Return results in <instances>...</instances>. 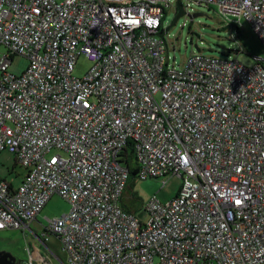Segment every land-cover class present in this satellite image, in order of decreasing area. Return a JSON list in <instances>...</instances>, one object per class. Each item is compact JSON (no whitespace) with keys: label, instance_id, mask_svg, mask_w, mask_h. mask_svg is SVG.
I'll return each mask as SVG.
<instances>
[{"label":"built area","instance_id":"1","mask_svg":"<svg viewBox=\"0 0 264 264\" xmlns=\"http://www.w3.org/2000/svg\"><path fill=\"white\" fill-rule=\"evenodd\" d=\"M177 1L0 0V153L27 168L17 187L0 178V229L29 228L58 194L71 207L40 236L69 264H264V55L172 65L167 32L148 34ZM182 1L264 44V0ZM132 171L182 185L143 221L121 204Z\"/></svg>","mask_w":264,"mask_h":264},{"label":"rangeland","instance_id":"2","mask_svg":"<svg viewBox=\"0 0 264 264\" xmlns=\"http://www.w3.org/2000/svg\"><path fill=\"white\" fill-rule=\"evenodd\" d=\"M177 6L167 10L164 22L165 28L175 20ZM167 31L169 62L172 65L184 66L188 58L197 52L218 57H238L246 65L256 62L257 56L264 55V44L252 26L242 19L239 27L226 29L225 21L217 13L216 6H195L193 11H187ZM203 13L191 19V14ZM5 48L2 46L1 50ZM176 61V62H175ZM29 65L25 55H14L11 71L22 74ZM85 56H80L75 66L74 74L83 76L90 67ZM27 168L16 162L15 156L8 152L0 153V178L14 187L22 182ZM182 185V177L170 176L163 184L161 178L139 179L134 174L130 176L121 204L124 203L136 212L143 221L148 219L146 204L156 196L161 201H167L177 195ZM70 203L56 194L47 202L43 210L26 229H0V251L11 253L19 264H28L30 255L38 249L49 264H69L68 252L63 247L62 240L55 235H48L47 245L40 241L36 234L41 235L44 226L50 218L61 215L70 209ZM35 264H43L35 259Z\"/></svg>","mask_w":264,"mask_h":264},{"label":"water","instance_id":"3","mask_svg":"<svg viewBox=\"0 0 264 264\" xmlns=\"http://www.w3.org/2000/svg\"><path fill=\"white\" fill-rule=\"evenodd\" d=\"M178 3H179V7H180V13H179V15L176 17V19L170 24V26L165 30V31H163L162 30V28H161V30L159 31V32H157V33H153V34H148V35H154V34H157V35H159L162 39H163V34L164 33H166L167 31H169V28L172 26V25H174V23L176 22V20L178 19V17H180V16H182L183 14H185V12H184V10H183V7H182V5H181V0H178ZM199 15H203V13H194V14H191L190 16H191V19L192 18H195V17H197V16H199ZM138 31V30H137ZM163 41H164V39H163ZM164 44H165V46H166V50H167V57H168V49H167V45H166V43H165V41H164ZM166 65H167V61H166ZM165 70H166V66H165V69H164V72H163V76H165ZM35 236H39L40 237V235H35ZM3 253H5V251H0V258L2 257V254ZM8 253V252H7ZM5 258L7 259V261H10L11 262V264H13V261H15L16 260V258L15 257H13L10 253H8V255L7 256H5Z\"/></svg>","mask_w":264,"mask_h":264},{"label":"flooded vegetation","instance_id":"4","mask_svg":"<svg viewBox=\"0 0 264 264\" xmlns=\"http://www.w3.org/2000/svg\"><path fill=\"white\" fill-rule=\"evenodd\" d=\"M38 235V234H37ZM37 238L40 240V241H42L43 243H45L46 245H47V242H44L43 241V238L40 236H37ZM9 253V252H8ZM8 253L7 252H5V253H3L2 254V257L0 258V264H11V262L10 261H7V259L5 258V256H7L8 255ZM11 254V253H10ZM12 255V254H11ZM13 256V255H12ZM13 257H15V256H13ZM16 258V257H15ZM13 264H19V262L17 261V258H16V260L15 261H13Z\"/></svg>","mask_w":264,"mask_h":264},{"label":"crops","instance_id":"5","mask_svg":"<svg viewBox=\"0 0 264 264\" xmlns=\"http://www.w3.org/2000/svg\"><path fill=\"white\" fill-rule=\"evenodd\" d=\"M33 257H34V264L36 263L35 262V259H38V260H40V261H42V259H44L45 260V262H47V263H49L48 261H47V259L45 258V257H43V255L40 253V251L38 250V249H35V251H33ZM68 261H69V259H68ZM43 262V261H42ZM45 262H43V264H46Z\"/></svg>","mask_w":264,"mask_h":264},{"label":"trees","instance_id":"6","mask_svg":"<svg viewBox=\"0 0 264 264\" xmlns=\"http://www.w3.org/2000/svg\"><path fill=\"white\" fill-rule=\"evenodd\" d=\"M181 5H182V7H183V1L181 0ZM177 12H176V17L179 15V13H180V7H179V3H178V1H177ZM184 10V9H183ZM185 12V11H184ZM184 15V14H183ZM176 17H175V19H176ZM179 18V17H178ZM177 21V20H176ZM164 20H163V23H162V25H164ZM165 29H167V28H165ZM226 29H227V27H226ZM135 175V171H132V175ZM123 207L126 209V210H129V211H132L128 206H126L124 203H123Z\"/></svg>","mask_w":264,"mask_h":264},{"label":"snow or ice","instance_id":"7","mask_svg":"<svg viewBox=\"0 0 264 264\" xmlns=\"http://www.w3.org/2000/svg\"><path fill=\"white\" fill-rule=\"evenodd\" d=\"M239 203V202H238Z\"/></svg>","mask_w":264,"mask_h":264}]
</instances>
